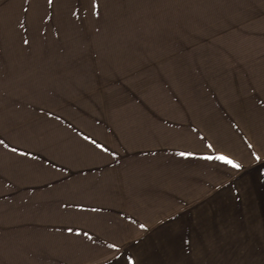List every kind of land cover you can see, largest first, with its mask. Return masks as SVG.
I'll return each mask as SVG.
<instances>
[{"label": "rangeland", "instance_id": "rangeland-1", "mask_svg": "<svg viewBox=\"0 0 264 264\" xmlns=\"http://www.w3.org/2000/svg\"><path fill=\"white\" fill-rule=\"evenodd\" d=\"M99 3L97 18L87 0H0V139L37 157L0 146V264H115L113 242L120 264H219L194 251L198 241L120 216L103 152L83 137L103 144L97 125L121 97L135 108L140 95L150 100L167 58L215 56L219 43L264 26V0ZM254 259L264 264V255L224 264Z\"/></svg>", "mask_w": 264, "mask_h": 264}, {"label": "crops", "instance_id": "crops-1", "mask_svg": "<svg viewBox=\"0 0 264 264\" xmlns=\"http://www.w3.org/2000/svg\"><path fill=\"white\" fill-rule=\"evenodd\" d=\"M246 28L215 56L167 58L150 100L140 95L135 108L121 97L97 125L109 149L101 175L114 184L120 216L168 240L198 241L194 251L219 264L264 255L256 254L264 251V26ZM221 152L244 167L199 158Z\"/></svg>", "mask_w": 264, "mask_h": 264}, {"label": "snow or ice", "instance_id": "snow-or-ice-1", "mask_svg": "<svg viewBox=\"0 0 264 264\" xmlns=\"http://www.w3.org/2000/svg\"><path fill=\"white\" fill-rule=\"evenodd\" d=\"M54 3V0H46V4L47 5H52ZM87 7L89 8V10L97 17L99 18L100 16V8H101V4L99 3V0H87ZM23 11L27 12L28 9H23ZM73 15L76 16L77 19H79V17L77 16L76 12H73ZM45 17L47 19H51L50 16H48L47 13H45ZM44 17L41 18V20L43 21ZM21 27H24L23 25H21ZM27 31V29H25ZM22 43L24 45H28L29 44V40L28 39H23ZM84 140L88 141L91 145L95 146L96 148L100 149L101 152L107 153L109 152V149L103 145L102 143H98L95 139L89 137V136H85L83 137ZM0 146H2L5 150H7L8 152L12 153V154H16L20 157H32L33 160L37 159L36 156L33 155V153L31 151L28 150H22L19 147L16 146H10L8 143L5 142L4 139H0ZM206 147L208 149H214L213 144L208 143L206 145ZM249 148L253 147V145L249 144L248 145ZM112 155H115V152L111 153ZM180 156H184V157H191L194 156L195 153L194 152H189V151H182L178 153ZM256 161H260L262 159V157L260 155H258L255 152H252L250 154ZM200 159L203 160H216V161H220L221 163L230 166L232 169H236V170H240L244 167V165H242L241 163L237 162L231 155H226L224 153H218L217 155L213 156V155H203L201 157H199ZM69 205L66 202H62L61 203V207L63 208H67ZM77 207H79L82 211H92L95 212L97 211V209L95 208H89V209H85L83 205H77ZM141 228H144L145 225L141 224L140 225ZM66 231L68 233H72L74 231V229L72 227H68L66 229ZM76 231V235L79 236L81 234V230L80 229H75ZM83 235L88 236L89 240L92 239L91 236L88 235L87 232H83ZM108 249L113 250L112 255L110 257L111 260L115 261V264H120V255H118V253H120V245L116 242L110 243L108 244ZM125 264H136V261L133 260V258L131 256L126 257V261Z\"/></svg>", "mask_w": 264, "mask_h": 264}]
</instances>
